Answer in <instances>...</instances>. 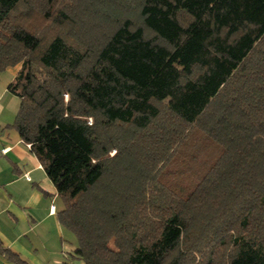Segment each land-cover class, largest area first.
Listing matches in <instances>:
<instances>
[{"label":"trees","instance_id":"16d2710c","mask_svg":"<svg viewBox=\"0 0 264 264\" xmlns=\"http://www.w3.org/2000/svg\"><path fill=\"white\" fill-rule=\"evenodd\" d=\"M17 65L73 256L264 264V0H0Z\"/></svg>","mask_w":264,"mask_h":264},{"label":"crops","instance_id":"0c3cea01","mask_svg":"<svg viewBox=\"0 0 264 264\" xmlns=\"http://www.w3.org/2000/svg\"><path fill=\"white\" fill-rule=\"evenodd\" d=\"M13 68L10 77L0 78V264H30L36 262L32 249L39 227L48 221L60 224L52 182L16 130L7 126L18 109L16 96L7 90L19 66Z\"/></svg>","mask_w":264,"mask_h":264},{"label":"rangeland","instance_id":"374dc122","mask_svg":"<svg viewBox=\"0 0 264 264\" xmlns=\"http://www.w3.org/2000/svg\"><path fill=\"white\" fill-rule=\"evenodd\" d=\"M10 72H14L13 67L2 71L0 78L10 77ZM17 102L18 107V98ZM113 153L114 151L110 152V154ZM53 203L60 209L62 200L56 196ZM33 240H35V243L32 255L35 257L36 262L30 264H85L82 259L73 256V249L77 244L76 238L70 230L62 225L59 227L52 221L44 223L37 230Z\"/></svg>","mask_w":264,"mask_h":264},{"label":"built area","instance_id":"2783aa9c","mask_svg":"<svg viewBox=\"0 0 264 264\" xmlns=\"http://www.w3.org/2000/svg\"><path fill=\"white\" fill-rule=\"evenodd\" d=\"M27 146L29 147V145L27 144ZM3 151H5V150H3Z\"/></svg>","mask_w":264,"mask_h":264}]
</instances>
